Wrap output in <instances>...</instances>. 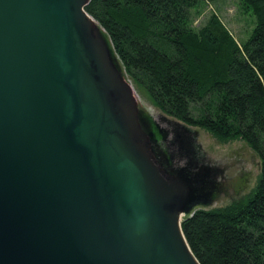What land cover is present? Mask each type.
I'll return each instance as SVG.
<instances>
[{
  "label": "trees",
  "instance_id": "16d2710c",
  "mask_svg": "<svg viewBox=\"0 0 264 264\" xmlns=\"http://www.w3.org/2000/svg\"><path fill=\"white\" fill-rule=\"evenodd\" d=\"M241 1L256 18L241 44L216 14L192 27L199 0H89L85 7L154 104L222 141L245 140L261 158L245 198L183 219L201 264H264V0Z\"/></svg>",
  "mask_w": 264,
  "mask_h": 264
},
{
  "label": "water",
  "instance_id": "95a60500",
  "mask_svg": "<svg viewBox=\"0 0 264 264\" xmlns=\"http://www.w3.org/2000/svg\"><path fill=\"white\" fill-rule=\"evenodd\" d=\"M44 1L47 9L43 12L52 15V25L58 29L53 32L54 43L56 47L63 44L61 51L67 56L56 66L47 60L48 75L66 97L65 103H54L53 109L63 119H60L63 137L58 143L60 155L67 152L70 163H62L56 174H63L71 166L77 180L59 186L57 178L52 183L35 169L20 173L21 156L15 145L0 134V264H155L153 257L175 252L161 226L160 219L170 212L156 184L154 170L138 156L131 142L141 167H134L121 156L120 163H116L111 136L120 140L127 133L119 130V134H111L107 124L104 125V114L109 113L103 93L100 92L104 109L96 101L94 110L86 112L74 77L78 66L76 36L85 51L80 23L85 26L89 23L82 16H91L85 8L87 3ZM60 34L64 36L59 37ZM58 38L63 39L62 43ZM63 63L68 66H62ZM125 167L132 172L130 182L125 178ZM140 198H144L145 206ZM152 203L159 220L146 209ZM150 215L154 223L149 234ZM148 240L151 253L158 243L165 244L164 253L160 256L157 251L151 255L143 249L142 243Z\"/></svg>",
  "mask_w": 264,
  "mask_h": 264
},
{
  "label": "rangeland",
  "instance_id": "374dc122",
  "mask_svg": "<svg viewBox=\"0 0 264 264\" xmlns=\"http://www.w3.org/2000/svg\"><path fill=\"white\" fill-rule=\"evenodd\" d=\"M213 14L239 44L256 25L241 0H199L191 9L192 27L201 28ZM82 16L89 21L86 26L80 23L86 63L109 113L103 123L111 134L126 132L138 156L154 170L167 211L183 212V221L197 209L221 208L250 194L261 172L256 151L241 138L222 141L202 127L166 114L128 76L100 23Z\"/></svg>",
  "mask_w": 264,
  "mask_h": 264
},
{
  "label": "bare ground",
  "instance_id": "6f19581e",
  "mask_svg": "<svg viewBox=\"0 0 264 264\" xmlns=\"http://www.w3.org/2000/svg\"><path fill=\"white\" fill-rule=\"evenodd\" d=\"M44 9H47L44 0H0V134L15 145L21 156L20 173L35 169L50 182L55 183L57 178L61 184L59 186H68L77 180V175L71 166L63 174H56L62 163H70V158L67 152L60 155L58 143L63 140L60 133L62 117L59 119L53 109L54 103H65L66 97L48 75L47 62L49 60L56 66L67 56L61 51L64 50L63 44L56 47L54 43L53 32L58 29L52 25V15L43 12ZM58 40L62 43L63 39ZM76 44L78 66L74 77L80 88L82 104L87 113L94 110L96 101L104 109L103 95L91 83L84 47L77 36ZM61 65L68 66L66 63ZM5 85H9V88ZM2 92L5 94H1ZM111 139L115 148L112 155L116 163H120L121 156L134 167H141L128 139L123 137L119 140L116 135H112ZM123 165L124 162L121 168ZM123 171L130 182L133 177L130 168L125 167ZM143 200L144 198H140L145 206L146 202ZM146 209L159 220L156 215L158 210L153 203L151 208L149 206ZM183 215V212L168 213L160 219L165 238L175 253L167 252L163 256V243H158L151 253L149 240L142 243L143 249L150 251L151 255H155L157 251L158 255H162L160 258H152L155 264H200L182 231ZM153 223L154 218L150 215L147 222L149 234ZM139 239H142L141 233Z\"/></svg>",
  "mask_w": 264,
  "mask_h": 264
}]
</instances>
